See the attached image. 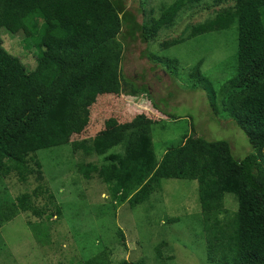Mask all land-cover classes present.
Listing matches in <instances>:
<instances>
[{
	"label": "trees",
	"instance_id": "16d2710c",
	"mask_svg": "<svg viewBox=\"0 0 264 264\" xmlns=\"http://www.w3.org/2000/svg\"><path fill=\"white\" fill-rule=\"evenodd\" d=\"M202 1L159 5L157 17L150 15L148 21L138 23L124 0H79L75 4L0 0V27L14 34L41 18L48 34L37 43L46 51L40 50L31 69L8 54L0 42V179L14 175L20 183H30V178L36 183L16 200L0 202V227L18 213L40 220L49 218L53 209L62 215L54 195L44 188L36 153L69 144L78 154L76 165L82 178L104 183L115 205L127 202L133 208L147 201L164 179L196 180L207 264H264V0H210L207 8H217L212 17L192 25L185 38L164 42L178 44L236 24L234 77L219 92L210 91L204 77L193 85L202 86L205 81L202 87L208 91L213 114H227L244 132L252 151L243 158L232 155L226 140L186 134L157 159L151 131L159 120L142 113L131 119L136 124L125 122L108 130L101 128L93 136L71 139L85 131L99 98L112 99L123 93L135 98L145 91L121 74L123 24L149 41L173 24L184 7ZM102 12L111 16L109 26L108 21L101 26H88L84 21ZM15 13L22 16L16 18ZM199 64L191 70L193 78L200 75ZM156 111L159 117L167 115ZM226 194L233 196L236 210L224 218ZM26 221L34 230L32 219ZM116 234L122 241L120 229ZM109 256L98 252L84 264H114ZM116 264L145 263L123 259Z\"/></svg>",
	"mask_w": 264,
	"mask_h": 264
},
{
	"label": "rangeland",
	"instance_id": "374dc122",
	"mask_svg": "<svg viewBox=\"0 0 264 264\" xmlns=\"http://www.w3.org/2000/svg\"><path fill=\"white\" fill-rule=\"evenodd\" d=\"M62 1L75 4L79 0ZM174 1L124 0V4L138 23H144L150 15L158 16L159 5ZM208 4L210 0H203L184 7L173 24L160 29L149 41H144L138 30H130L123 24L121 74L136 86H143L145 91L135 98L124 93L112 99L111 96L99 98L85 131L71 139L80 140L93 136L101 128L108 130L128 124L136 114L142 113L159 120L151 131L157 159L166 149L176 147L186 134L210 141L226 140L232 155L238 159L251 152L246 135L233 120L225 113L213 114L208 91L202 87L206 81L210 91L219 92L234 77L236 24L178 44H164L185 38L192 25L212 17L217 8H207ZM14 16L18 18L22 14ZM109 18L110 15L102 12L84 21L88 26L91 23L101 26L108 21L106 26H109ZM44 22L40 18L37 24L33 21L14 34L0 27L2 48L27 69L35 66L40 50L46 51L45 46L39 45L48 35L43 30ZM26 42L31 45L27 47ZM198 62L200 75L193 78L190 73ZM203 77L204 84L194 87V80ZM154 105L169 117H159ZM36 155L42 164L44 188L54 195L62 215L58 216L53 208L52 215L42 220L18 213L3 224L0 264H84L98 252L109 253L114 264L123 259H141L145 264H207L196 180L164 179L147 201L131 208L127 202L115 205L99 179L82 178L76 165L78 154L73 153L69 144L39 150ZM29 180L30 183H20L14 175L1 178L0 202H12L20 194L31 191L36 183ZM224 199L227 212L224 218H227L235 212L236 202L230 194ZM29 219L34 222V230L27 224ZM119 229L122 241L116 234Z\"/></svg>",
	"mask_w": 264,
	"mask_h": 264
}]
</instances>
